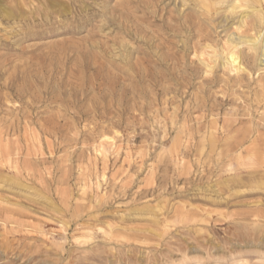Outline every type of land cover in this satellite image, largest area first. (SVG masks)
<instances>
[{"label":"rangeland","instance_id":"rangeland-1","mask_svg":"<svg viewBox=\"0 0 264 264\" xmlns=\"http://www.w3.org/2000/svg\"><path fill=\"white\" fill-rule=\"evenodd\" d=\"M182 1L0 0V264H264V69Z\"/></svg>","mask_w":264,"mask_h":264},{"label":"bare ground","instance_id":"bare-ground-1","mask_svg":"<svg viewBox=\"0 0 264 264\" xmlns=\"http://www.w3.org/2000/svg\"><path fill=\"white\" fill-rule=\"evenodd\" d=\"M188 1L194 3V5L197 6V8L201 11L203 16L211 17L212 14H218V13L224 14L222 19L218 22L219 25L218 28H222V32L225 33L224 48L219 49L218 46H212V43L211 45L207 43L205 44L203 49L204 50L209 49L211 52V56H209L208 60L202 59L204 58L202 57L204 53H201L199 56L202 57L199 58L198 61L203 67L204 70L203 73L205 76L212 75V72L214 74L215 69L217 70L218 68H222V70H224V68L227 66H229L233 70V73L235 75H240V73L250 72L252 70L256 72L259 69L260 70L264 69V0H188ZM182 2L186 3L187 0H183ZM223 53L225 54L224 56H222ZM195 55L196 53H194V56ZM224 80H226L225 82L227 81L230 82V79L226 78ZM246 85L247 84H245V86ZM212 147L214 146L211 144V148ZM257 158L259 159L262 158V155L258 154Z\"/></svg>","mask_w":264,"mask_h":264}]
</instances>
